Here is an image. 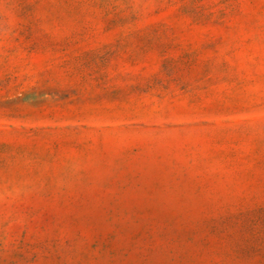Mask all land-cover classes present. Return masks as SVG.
<instances>
[{
    "label": "rangeland",
    "instance_id": "obj_1",
    "mask_svg": "<svg viewBox=\"0 0 264 264\" xmlns=\"http://www.w3.org/2000/svg\"><path fill=\"white\" fill-rule=\"evenodd\" d=\"M0 264H264V0H0Z\"/></svg>",
    "mask_w": 264,
    "mask_h": 264
}]
</instances>
